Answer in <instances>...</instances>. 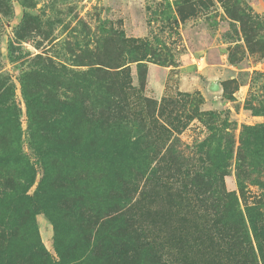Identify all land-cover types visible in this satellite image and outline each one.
<instances>
[{"label": "rangeland", "instance_id": "obj_1", "mask_svg": "<svg viewBox=\"0 0 264 264\" xmlns=\"http://www.w3.org/2000/svg\"><path fill=\"white\" fill-rule=\"evenodd\" d=\"M7 87L1 124L18 118L27 128L25 87L46 115L68 102L90 119L81 138L93 125L98 153L126 155L125 181L102 186L123 223L159 175L213 201L218 165L246 219L254 202L264 219V0H0ZM59 201L87 229L56 241L52 221L36 215L47 251L58 258L56 245L75 251L86 239L96 253L94 210L73 196Z\"/></svg>", "mask_w": 264, "mask_h": 264}, {"label": "trees", "instance_id": "obj_2", "mask_svg": "<svg viewBox=\"0 0 264 264\" xmlns=\"http://www.w3.org/2000/svg\"><path fill=\"white\" fill-rule=\"evenodd\" d=\"M5 89L0 90V116L10 87ZM22 92L27 128L18 118L0 123V264H258L257 256L264 264L261 204L247 205L246 219L238 193L225 188L222 165L218 184L210 189L213 201L198 199L204 194L159 175V187L144 190L136 200L137 214L123 223L127 216L110 214L102 186L119 188L125 181L130 172V167L121 169L126 155L98 153L93 125L81 138L82 126L91 120L81 119L68 102L46 115L25 87ZM52 177L60 183L52 185ZM241 191L244 195L243 186ZM70 196L94 210L101 248L96 253L84 249L87 240L81 239L82 247L71 251L62 241L55 258L42 242L36 215L45 213L52 221L56 241L67 232L82 237L84 218L67 217L60 205L61 198Z\"/></svg>", "mask_w": 264, "mask_h": 264}]
</instances>
